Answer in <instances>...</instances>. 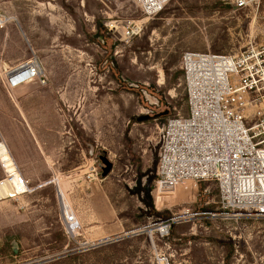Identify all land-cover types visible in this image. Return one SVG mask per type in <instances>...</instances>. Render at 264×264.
I'll use <instances>...</instances> for the list:
<instances>
[{
  "label": "rangeland",
  "instance_id": "obj_1",
  "mask_svg": "<svg viewBox=\"0 0 264 264\" xmlns=\"http://www.w3.org/2000/svg\"><path fill=\"white\" fill-rule=\"evenodd\" d=\"M0 15V162L19 192L20 176L31 189L0 199V264H156L158 253L170 264H264V217L226 213L215 183L153 192L163 129L188 114L182 54L264 49V0L240 11L173 0L155 17L131 0H0ZM31 58L40 80L8 90L4 69ZM100 156L112 164L105 178ZM109 208L124 233L102 239L108 218L93 217ZM175 215L161 239L157 223Z\"/></svg>",
  "mask_w": 264,
  "mask_h": 264
},
{
  "label": "built area",
  "instance_id": "obj_2",
  "mask_svg": "<svg viewBox=\"0 0 264 264\" xmlns=\"http://www.w3.org/2000/svg\"><path fill=\"white\" fill-rule=\"evenodd\" d=\"M131 1L146 17H155L173 0ZM224 1L240 11L261 0ZM4 22L0 15V27ZM139 26L129 25L123 34L121 31V38H132ZM180 69L188 114H177L163 129L153 192L156 196L171 195L183 181L211 182L218 189L219 206L226 213L234 218H263L264 49L252 48L236 55L188 51L182 54ZM40 78L39 64L31 58L4 69L3 83L8 90H15ZM249 107L252 115H247ZM0 167L5 175L2 182L8 175L1 162ZM20 178L25 189L18 192L14 188L5 199L31 192L28 182ZM63 207V225L73 232L79 222L69 206ZM181 215L187 217V210ZM181 215L159 219L154 232L161 239L168 238ZM156 264H170L169 256L158 253Z\"/></svg>",
  "mask_w": 264,
  "mask_h": 264
},
{
  "label": "crops",
  "instance_id": "obj_3",
  "mask_svg": "<svg viewBox=\"0 0 264 264\" xmlns=\"http://www.w3.org/2000/svg\"><path fill=\"white\" fill-rule=\"evenodd\" d=\"M13 186L16 190V185L13 184ZM105 218H108L107 221L109 223L107 224V226H105L102 229L98 228L100 229L99 231H105V234H104L105 237L102 239H108V238L114 237L115 235L121 233V231H122V234L124 233V226H121V224L117 221L116 213L112 208L106 209V213H101L100 215L97 216V219L93 217L94 222L97 224L100 222H103ZM87 230L96 231L97 228L95 224L93 223L92 226L88 227Z\"/></svg>",
  "mask_w": 264,
  "mask_h": 264
},
{
  "label": "water",
  "instance_id": "obj_4",
  "mask_svg": "<svg viewBox=\"0 0 264 264\" xmlns=\"http://www.w3.org/2000/svg\"><path fill=\"white\" fill-rule=\"evenodd\" d=\"M149 118H150V116H144V117L138 118L137 121L142 122V121L148 120ZM99 160L101 162V166H100V169H101V178H105L109 174V172L111 171L112 164L110 163V161L108 160L107 157L100 156L99 157ZM109 240H107L105 242H108Z\"/></svg>",
  "mask_w": 264,
  "mask_h": 264
},
{
  "label": "bare ground",
  "instance_id": "obj_5",
  "mask_svg": "<svg viewBox=\"0 0 264 264\" xmlns=\"http://www.w3.org/2000/svg\"><path fill=\"white\" fill-rule=\"evenodd\" d=\"M39 72L41 73V69L40 68H39ZM185 182L186 181H183L181 183H185ZM12 189H14V186H13V184L11 183V181L8 178L5 179L4 181L0 182V199L2 197L4 198L8 192H11Z\"/></svg>",
  "mask_w": 264,
  "mask_h": 264
},
{
  "label": "trees",
  "instance_id": "obj_6",
  "mask_svg": "<svg viewBox=\"0 0 264 264\" xmlns=\"http://www.w3.org/2000/svg\"><path fill=\"white\" fill-rule=\"evenodd\" d=\"M16 191H18L19 192V190H18V188L16 187ZM157 214V213H156ZM153 216V215H152Z\"/></svg>",
  "mask_w": 264,
  "mask_h": 264
}]
</instances>
